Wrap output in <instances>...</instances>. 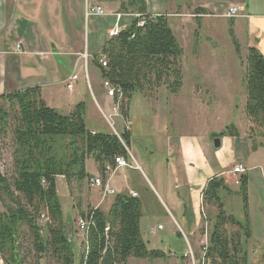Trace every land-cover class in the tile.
<instances>
[{
  "label": "crops",
  "instance_id": "0c3cea01",
  "mask_svg": "<svg viewBox=\"0 0 264 264\" xmlns=\"http://www.w3.org/2000/svg\"><path fill=\"white\" fill-rule=\"evenodd\" d=\"M128 1L0 0V96L39 88L46 104L64 115L70 114L79 103H85L86 125L92 133L113 132L120 137L129 131L131 135L127 148L129 159L126 160L129 167L118 170L111 181L115 196L102 201L101 189L92 187L89 179L82 185L73 183L71 187L63 177L57 179L69 238L73 247L77 246L80 251L79 260L75 262L79 263L84 251L83 243L77 237V222L83 218L81 214L92 208L108 214L117 195L133 192L142 205L140 230L143 240L149 250L159 251L162 256L130 259L128 264H188L190 260L201 263L203 246L208 240L203 236V191L211 179L222 177L241 164L247 169L245 174L249 178L252 237L247 249L250 263L251 242L264 250L261 233L264 229V198L254 197L252 192L254 174L259 172L264 180V136L246 115V63L220 61L194 65L201 78L195 80L192 77L187 81L184 76L188 68L184 62L187 46L183 34L198 39L227 36L236 47L232 52L243 50L247 58L248 50L255 48L264 57V0H145V15H166L184 51L183 87L176 95L166 87L159 88L154 94V104L144 97L146 94H136L125 119L121 112L114 115L115 100L103 87L99 60L111 35L141 17L128 7ZM97 7L106 15L91 13ZM231 7L239 8L241 17H223ZM98 18L106 19V32H91V19ZM194 21L203 31L198 28L188 31ZM86 22L89 24L87 30ZM92 34L95 38L91 40ZM17 43L22 45L21 54L13 52ZM217 52L220 53V47L211 50L213 56ZM84 55L87 61L82 59ZM73 73L79 78L73 90H68L66 81ZM198 101L204 103L202 119L191 120L192 126L187 130L188 122L184 124L183 121L190 116V104ZM107 119L112 121L113 128ZM114 123L118 124L117 129ZM231 126L238 136H221ZM217 139L221 143L219 148L215 147ZM86 171L89 178L101 177L92 159L87 160ZM229 178L231 183L236 180L232 174ZM73 187L79 198L78 205L73 203ZM231 190L239 205L235 216L243 220L242 202L235 195L238 189ZM149 206L153 208L149 210ZM161 215L171 218L181 232L172 229L171 237L170 233L163 234L165 225L155 224ZM146 220L149 222L145 223ZM159 227L162 229L158 230ZM154 230L155 234L152 233ZM172 237L183 242L182 252L171 248ZM190 251L191 256L188 255Z\"/></svg>",
  "mask_w": 264,
  "mask_h": 264
},
{
  "label": "trees",
  "instance_id": "16d2710c",
  "mask_svg": "<svg viewBox=\"0 0 264 264\" xmlns=\"http://www.w3.org/2000/svg\"><path fill=\"white\" fill-rule=\"evenodd\" d=\"M128 7L141 17L111 36L100 56L107 67L99 65L103 80L116 89L113 99L125 119L138 93L161 87L174 95L180 92L184 55L166 15H145V0H129ZM245 84L246 115L264 136V57L255 48L248 50ZM224 135L234 137L238 133L231 126L221 133ZM130 138L129 131L120 137L113 132L92 133L86 125L85 103L64 115L46 104L39 88L0 96V141L10 142L14 165L11 178L0 171V259L4 264H26L24 250L33 256L35 264L42 259L77 264L57 179L63 177L70 187L87 179L90 182L86 162L92 159L104 180L107 165L114 166L118 157L129 159ZM224 192L233 194L222 177L211 179L203 191V234L208 233V240L200 264H249L247 245L252 231L248 175L240 177L235 193L242 202L243 220L227 212ZM81 217L92 219V224L89 248L82 252L78 264H128L130 259L162 256L144 242L141 201L131 195H117L108 214L92 208Z\"/></svg>",
  "mask_w": 264,
  "mask_h": 264
},
{
  "label": "rangeland",
  "instance_id": "374dc122",
  "mask_svg": "<svg viewBox=\"0 0 264 264\" xmlns=\"http://www.w3.org/2000/svg\"><path fill=\"white\" fill-rule=\"evenodd\" d=\"M105 20L106 19H104V18L91 19V23H90L91 32H93V33L106 32L108 24L104 23ZM194 23L195 24L193 26H191L188 29V31H192V29H197V28H198V30L203 31V29H201V26L199 25V23L197 21H194ZM88 26H89V24L86 22L85 23V30H87ZM213 28H215V27H213ZM188 35H186V33L183 34V42L187 46L186 58L184 59L185 66L188 67V68H186L187 74L185 73V75H184L185 79L187 81H188V79H191L192 77H195L196 78L195 80L201 78V75L199 73L200 71L194 69L193 68L194 65L196 66V65H201V63L205 64L208 62H220V61L241 63V65H244V63H246L245 52L243 50H239V52H237V51L232 52L231 50L235 49L236 47L233 44V42L227 38V36L221 37V38H216V39L205 38V37L200 38L199 37L200 39H198V37H196V36L189 38ZM93 38H95L94 34L91 35V40ZM198 40H200L201 42L198 43ZM222 40H225V41H222ZM219 47H220V53L217 52L216 55L213 56L214 53H211V50L213 48H219ZM161 89H163V87H161ZM155 93H157V91L149 92L146 95H144V97H146L148 100H150L151 104H154V100H155L154 94ZM202 104H204V103H201L200 101L192 102L190 104V107L192 108V110L190 111V116H189L187 121H183L184 124L186 122H188L186 125V126H188L187 127L188 129L185 127H184V129H187V130L190 129V126H192L190 124L191 120L201 121V119H202V108H201ZM211 104L212 103H210V105ZM211 108H213V107H211ZM117 127H118V124L116 123L115 128L117 129ZM8 142L9 141H7V140L6 141H0V171L3 175L7 176L8 178H11V175L14 172L13 157H12V151L13 150L9 146L10 142L9 143ZM231 171H229V172L227 171L226 173H224L222 175V177L224 179H226L228 184H230L231 189H239V185H236L235 182L234 183L230 182L229 177H230V174H232ZM73 190L75 192L76 188L73 187ZM252 192H253L254 197L262 196V199L264 198V180L262 179V176L260 175L259 172H256L254 174V180L252 183ZM142 193H144V192H142ZM223 195H224L223 198H224V202H225L227 212L233 213L234 215L238 214L239 205H238L237 198L234 196V194H227L224 192ZM76 197H78V196H76V192H75V199H73V203L75 205L76 204L78 205L79 198H76ZM262 199H261V201H262ZM152 208H153L152 206H149V210ZM209 209H211V211H214V208H209ZM1 211H3V208H2V204L0 203V212ZM207 211L208 210L206 208L204 210V214H207ZM157 214H159V213H157ZM150 216H151V213H150ZM165 218L166 217H164V216L157 218V221H155V224L161 223V224L165 225L166 231L163 234H169L170 233L169 236L171 237L172 229H176L178 231H179V229L177 228L176 224L173 223L171 218H166V219ZM146 221L147 222H145V223L149 222V220H146ZM203 228H205L204 225H203ZM179 232H181V231H179ZM261 233H262V235H264V229H262ZM203 236H204V239H206L208 237V233L203 234ZM171 239H172L171 240L172 241L171 248L174 250H177V252L178 251L182 252L184 250L183 242L178 241L175 237H172ZM253 245L254 244L251 242L250 247H251V251H252V258H251V261L249 264H264V250L263 249L259 250L258 246H253ZM259 251H261V252H259ZM24 252H25V256H27L26 264H35L34 259L32 258L33 256H30L26 250H24ZM73 252L75 255V260L78 261L79 260V254H80L79 248L77 246H74ZM191 252L192 251H190V253ZM193 252L195 253L194 249H193ZM188 255L190 256V254H188ZM0 264H4V262L1 259H0ZM40 264H55V263L52 260L50 261L49 259H42ZM188 264H200V263L193 262L192 260H190V261H188Z\"/></svg>",
  "mask_w": 264,
  "mask_h": 264
},
{
  "label": "built area",
  "instance_id": "2783aa9c",
  "mask_svg": "<svg viewBox=\"0 0 264 264\" xmlns=\"http://www.w3.org/2000/svg\"><path fill=\"white\" fill-rule=\"evenodd\" d=\"M91 13L98 15V16H104L106 15L105 11L100 8H93L91 10ZM121 16V15H119ZM225 18L228 19H235L238 17H241L240 15V9L237 7H231L230 9H228V11L222 15ZM117 32L113 33L112 35H115ZM111 35V36H112ZM13 52L17 53V54H21L23 53L22 51V45L20 43H17L14 47H13ZM82 59H84L85 61H87V56L84 55L82 56ZM99 63L102 65V67L106 68L107 67V63L105 61V58H101L99 60ZM87 75V74H86ZM78 75L73 73V75L66 81V87L68 90H73L74 87V83L78 80ZM103 87L104 89L107 91V94L109 97L114 98L116 96V89L115 87L107 80H105L103 82ZM121 101V98H119V102ZM114 111V115L118 116L120 113V105L116 104L113 108ZM107 121L109 122V124L111 125V128H113V123L112 121H110V119ZM129 167L128 162L122 158V157H118L115 160V165L111 166V165H107L105 168V179L103 180L101 177H97V178H93L90 180V185L92 187H99L102 191V201H105L108 197L111 196H115L116 195V191L112 188V184L111 181L112 179L115 177L116 173L118 170L122 169V168H127ZM137 168V167H136ZM247 172V169L239 164L237 166H235L231 173L232 175H234V177H236L235 180V184L239 185L240 184V177L242 175H245V173ZM238 177V178H237ZM132 197H137L136 193H131ZM43 219L45 218L44 216L42 217ZM46 220V219H45ZM92 224V219H88V218H80L77 222V237L82 241L83 246H84V250H87L89 248L88 245V231H89V227ZM162 227H159L158 230H161ZM153 234L156 233V231L154 230L152 232ZM192 254L190 253V256Z\"/></svg>",
  "mask_w": 264,
  "mask_h": 264
},
{
  "label": "water",
  "instance_id": "95a60500",
  "mask_svg": "<svg viewBox=\"0 0 264 264\" xmlns=\"http://www.w3.org/2000/svg\"><path fill=\"white\" fill-rule=\"evenodd\" d=\"M220 140L219 139H217V140H215V147L216 148H219L220 147Z\"/></svg>",
  "mask_w": 264,
  "mask_h": 264
}]
</instances>
